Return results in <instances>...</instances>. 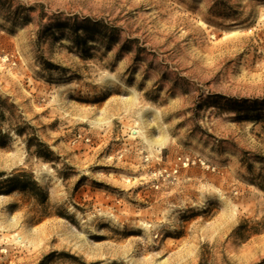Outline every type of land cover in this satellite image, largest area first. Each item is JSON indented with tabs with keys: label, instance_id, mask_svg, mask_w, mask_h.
I'll return each mask as SVG.
<instances>
[{
	"label": "rangeland",
	"instance_id": "rangeland-1",
	"mask_svg": "<svg viewBox=\"0 0 264 264\" xmlns=\"http://www.w3.org/2000/svg\"><path fill=\"white\" fill-rule=\"evenodd\" d=\"M0 134V264H264V0H0Z\"/></svg>",
	"mask_w": 264,
	"mask_h": 264
},
{
	"label": "trees",
	"instance_id": "trees-1",
	"mask_svg": "<svg viewBox=\"0 0 264 264\" xmlns=\"http://www.w3.org/2000/svg\"><path fill=\"white\" fill-rule=\"evenodd\" d=\"M3 137L0 134V147L4 146ZM3 175H0V178ZM28 191L35 193L39 191V187L36 182L33 181L31 174L20 172L4 179L0 182V194H9L14 190Z\"/></svg>",
	"mask_w": 264,
	"mask_h": 264
},
{
	"label": "built area",
	"instance_id": "built-area-1",
	"mask_svg": "<svg viewBox=\"0 0 264 264\" xmlns=\"http://www.w3.org/2000/svg\"><path fill=\"white\" fill-rule=\"evenodd\" d=\"M192 166L209 168V165H206V163L200 159H191L189 157L177 156L174 159V165L170 169H162L158 172V174L160 178H165L168 180L177 175L179 169H184Z\"/></svg>",
	"mask_w": 264,
	"mask_h": 264
},
{
	"label": "bare ground",
	"instance_id": "bare-ground-1",
	"mask_svg": "<svg viewBox=\"0 0 264 264\" xmlns=\"http://www.w3.org/2000/svg\"><path fill=\"white\" fill-rule=\"evenodd\" d=\"M131 134L134 135V136H142L144 141L147 143V144H150V145H153V146H156L157 148L160 147L162 145V142H158V143H155L153 142L151 139H148L146 138L143 134H142V131L140 129L135 128V129H131ZM159 152V151H158ZM100 216L104 217V218H108V219H111V220H114V217L110 214H101ZM141 227L143 230L147 231V228L148 225L145 224V223H141ZM16 240H21L20 237H16Z\"/></svg>",
	"mask_w": 264,
	"mask_h": 264
}]
</instances>
